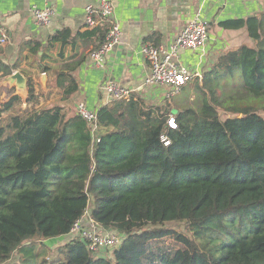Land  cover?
<instances>
[{"label":"trees","instance_id":"trees-1","mask_svg":"<svg viewBox=\"0 0 264 264\" xmlns=\"http://www.w3.org/2000/svg\"><path fill=\"white\" fill-rule=\"evenodd\" d=\"M220 26L247 30L259 47L222 54L178 109L135 94L101 107L92 126L63 106L36 109L31 76L26 110L11 92L0 106V264L14 254L16 264H264V12ZM107 33L63 29L46 52L79 37L95 38L98 50ZM42 47L22 45L36 60ZM21 62L0 73L10 77ZM79 65L56 75L64 100L79 90ZM88 211L123 237L111 256L78 236L54 247Z\"/></svg>","mask_w":264,"mask_h":264},{"label":"crops","instance_id":"crops-1","mask_svg":"<svg viewBox=\"0 0 264 264\" xmlns=\"http://www.w3.org/2000/svg\"><path fill=\"white\" fill-rule=\"evenodd\" d=\"M111 2L115 10L114 19L122 30V41L106 56L104 66L101 68L96 66L91 58L97 44L95 38L79 37L73 39L70 45L56 44L46 52L48 42L63 29H69L75 35L102 25L108 29V24L104 22L93 28L86 27V8L90 5L98 8L101 0H0V22L9 31L8 43L0 45V66L14 65L21 55L20 67L13 73H25L27 82L30 76L35 80L37 93L40 95V104L36 109L59 105L67 108L70 115H76L78 104L84 102L90 110H99L110 103L103 90V85L108 81H114L130 90L133 95L145 99L164 96L160 102L162 103L169 98L170 90L166 87L145 85L150 72L149 62L143 53L146 44L171 48L187 23L200 15L210 25L206 55L201 57L200 52L184 50L181 52L180 62L204 75L222 54L245 45L249 37L245 29L225 30L220 24L228 20L261 16L264 12V0H111ZM46 7L54 8L55 15L48 26L41 27L35 23L33 9ZM30 41L43 44L40 51L42 55L40 56L39 52L37 60L29 54L28 48H22L24 43ZM45 54L47 58L41 62ZM76 62H80L74 72L79 90L69 100H64L61 90L56 87V75L65 65ZM44 66L50 68L46 73L45 85L41 81L44 74L41 69ZM0 84H2L0 87L4 86L14 91L16 89L14 95H19L24 102L26 101L27 88L18 89L16 82L2 76V72ZM56 241L48 240L46 243Z\"/></svg>","mask_w":264,"mask_h":264},{"label":"built area","instance_id":"built-area-1","mask_svg":"<svg viewBox=\"0 0 264 264\" xmlns=\"http://www.w3.org/2000/svg\"><path fill=\"white\" fill-rule=\"evenodd\" d=\"M115 10L111 0H101L98 8L92 5L86 8V27L93 28L100 22L107 23L108 33L104 44L91 53L95 65L103 67L106 56L114 50L122 41V30L115 21ZM55 15L52 7L45 9H33V17L38 26H48ZM210 25L200 15L191 19L183 29L180 36L171 48L146 44L143 53L150 65V72L145 85L148 87H166L170 90L168 97L179 95L183 88L190 82H202L204 75L200 71L180 62L182 51L200 52L201 57L206 55L205 48L209 42ZM9 40L8 28L0 22V45H6ZM110 103L115 100H129L133 94L130 90L122 87L114 81H108L103 85ZM98 110H90L84 102L77 106V114L92 126L97 121ZM169 126L177 127L174 116L169 119ZM95 130V128H94ZM162 143L168 147L170 140L166 134L161 136ZM71 235L78 236L88 243V248L95 254L114 250L121 246L123 237L114 232L107 231L94 223L86 216L75 223Z\"/></svg>","mask_w":264,"mask_h":264},{"label":"rangeland","instance_id":"rangeland-1","mask_svg":"<svg viewBox=\"0 0 264 264\" xmlns=\"http://www.w3.org/2000/svg\"><path fill=\"white\" fill-rule=\"evenodd\" d=\"M245 45L249 46V47H259V42L258 41H255L254 39L248 37L247 38V42L245 43ZM7 79V78H6ZM197 82H190L187 86H185L183 92L175 97H173L171 99V97L167 98L165 101H163L162 103H160L163 99V97H158V98H155V97H152L150 99H148L150 102L156 104V105H163L164 102H169L171 103V105L175 108V109H178V105L181 106V105H188L192 102L193 98H194V89H195V85H196ZM2 84H0L1 86ZM10 87V86H9ZM18 89H21V88H18ZM165 89V88H164ZM11 92H16V89L15 91L12 90V89H9V88H6V87H0V106H3L5 104V101L9 99V96L11 94ZM25 99V98H24ZM23 102V105H22V109L23 110H26L28 108V106L25 104L26 101L24 102V100H22ZM18 109V108H17ZM176 112V110H175ZM8 114H3V118H7ZM89 214H90V211L87 212L86 214V217L89 218ZM176 230L182 232V233H187V231L185 230V226L183 224H174L172 225ZM51 245H54L53 243H51ZM58 244H56V246L54 247H58L57 246ZM107 255V256H111V250L109 251H106L104 253H100L98 255ZM56 254H52L50 257L53 258ZM19 261V256L17 254H14L13 255V258L8 262V264H16L17 262Z\"/></svg>","mask_w":264,"mask_h":264},{"label":"water","instance_id":"water-1","mask_svg":"<svg viewBox=\"0 0 264 264\" xmlns=\"http://www.w3.org/2000/svg\"><path fill=\"white\" fill-rule=\"evenodd\" d=\"M42 55V52H40V56ZM9 79L12 81V82H16V85L19 87V88H23V87H26L27 88V79L25 78V75L22 74L21 72H16V73H13ZM42 83L45 85L46 84V81H47V74L44 73L43 76H42ZM74 238V235H69L67 236L60 244H58L57 246H60L64 243H68L71 239Z\"/></svg>","mask_w":264,"mask_h":264}]
</instances>
